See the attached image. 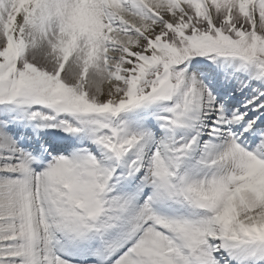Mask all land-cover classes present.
Here are the masks:
<instances>
[{
    "label": "snow or ice",
    "instance_id": "snow-or-ice-1",
    "mask_svg": "<svg viewBox=\"0 0 264 264\" xmlns=\"http://www.w3.org/2000/svg\"><path fill=\"white\" fill-rule=\"evenodd\" d=\"M0 264H264V0H0Z\"/></svg>",
    "mask_w": 264,
    "mask_h": 264
}]
</instances>
